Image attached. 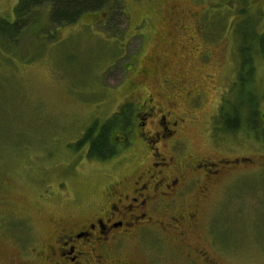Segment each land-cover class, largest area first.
<instances>
[{"label": "rangeland", "instance_id": "rangeland-1", "mask_svg": "<svg viewBox=\"0 0 264 264\" xmlns=\"http://www.w3.org/2000/svg\"><path fill=\"white\" fill-rule=\"evenodd\" d=\"M113 2L107 12L61 27L51 26L44 6L25 34L0 37V264H50L44 249L54 232L92 219L104 186L140 173L146 145L127 129L111 137L123 143L113 159L90 158L89 145L77 147L122 110L135 123L139 106L174 119L188 113L181 126L186 154L225 171L189 244L215 264H264V124L256 135L247 126L230 131L219 116L242 89L264 112V0ZM18 3L0 0V21L14 23ZM168 77L182 78V90L192 83L203 90L200 105L190 111L188 100L167 88ZM146 128L154 131L155 123ZM158 149L172 155L168 146ZM156 231L148 229L139 250L132 244V259L190 264L172 233Z\"/></svg>", "mask_w": 264, "mask_h": 264}, {"label": "flooded vegetation", "instance_id": "flooded-vegetation-1", "mask_svg": "<svg viewBox=\"0 0 264 264\" xmlns=\"http://www.w3.org/2000/svg\"><path fill=\"white\" fill-rule=\"evenodd\" d=\"M182 82L180 77L164 79L172 95L188 100L191 111L200 105L204 92L194 88V83L182 90ZM155 108L139 106L134 112V126L129 129L146 145L148 157L140 173L119 176L104 186L105 200L92 219L54 232L56 235L47 241L44 249L50 264H155L131 258L132 244L139 250L138 245L150 237L148 229H155L162 236L166 231L172 233L176 248L184 253L186 262L215 264L206 251L189 244V240L196 235L200 208L208 204L212 189L222 181L225 171L186 154L187 143L181 136V126L188 113L174 119L173 113ZM161 113L164 114L160 116ZM261 121L264 124L262 111ZM153 123L156 128L150 132L146 127ZM123 137L121 140L126 138ZM159 145L168 146L172 155L164 157ZM176 153L181 156L174 158ZM202 166L207 167V173L199 180ZM156 213L160 221L155 220ZM36 262L42 264L43 260Z\"/></svg>", "mask_w": 264, "mask_h": 264}, {"label": "trees", "instance_id": "trees-1", "mask_svg": "<svg viewBox=\"0 0 264 264\" xmlns=\"http://www.w3.org/2000/svg\"><path fill=\"white\" fill-rule=\"evenodd\" d=\"M240 1L244 2L245 0ZM113 3V0H19L15 9V22L0 21V37L5 38L7 36L9 40H15L22 34H25L29 28L38 24L37 11L44 6L49 10V23L51 26L61 27L75 24L84 15L89 13L107 12L109 7L113 6ZM112 17H115V14H112ZM110 21L113 22L115 20L110 18ZM8 29L16 32L14 37L7 34ZM263 43L264 39L261 40V44ZM241 49V53L243 54L244 52L243 55L246 56L244 48ZM245 61L244 59L241 63V73H243L241 76L244 78L246 77L247 70H249ZM243 85L245 84L242 83L240 78L239 87L242 88ZM243 93V89L241 92H237L239 99L235 100V102L227 100L223 102L220 118L227 130L234 131L247 126L256 135V132H260L257 130L258 124L261 122L262 125V121H260V105H258L257 98L250 95L246 98ZM242 109L245 110L244 114L241 112ZM131 118L132 113L130 111L122 110L120 114L106 121L101 127H98L96 124L95 127L87 131L83 141L77 147L89 145L90 158H96L100 161L113 159L120 153L121 148L119 146L122 144L116 142L111 137L113 134L114 136L116 135L115 132H122L120 131L122 129L129 130L132 126ZM262 130H264V127Z\"/></svg>", "mask_w": 264, "mask_h": 264}]
</instances>
